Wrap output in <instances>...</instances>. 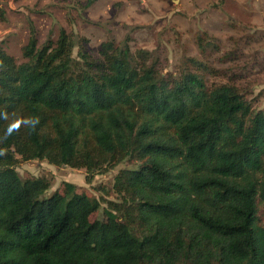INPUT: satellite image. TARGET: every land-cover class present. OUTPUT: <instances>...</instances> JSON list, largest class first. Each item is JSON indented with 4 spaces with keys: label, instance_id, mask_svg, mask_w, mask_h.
<instances>
[{
    "label": "trees",
    "instance_id": "16d2710c",
    "mask_svg": "<svg viewBox=\"0 0 264 264\" xmlns=\"http://www.w3.org/2000/svg\"><path fill=\"white\" fill-rule=\"evenodd\" d=\"M61 32L17 63L0 48V264H264V109L230 85L162 76L139 52H79ZM23 161L83 168L125 160L106 222L65 183L22 180Z\"/></svg>",
    "mask_w": 264,
    "mask_h": 264
},
{
    "label": "rangeland",
    "instance_id": "374dc122",
    "mask_svg": "<svg viewBox=\"0 0 264 264\" xmlns=\"http://www.w3.org/2000/svg\"><path fill=\"white\" fill-rule=\"evenodd\" d=\"M61 32L79 52L100 58L102 44L127 46L143 55L164 77L197 73L207 91L235 87L252 109H264V4L260 0H0V48L17 63L26 61L22 48L34 36L37 47L55 45ZM15 170L22 180L45 178L47 195H63L65 183L97 200L90 221H107L108 201H119L113 185L122 169L139 162L125 160L87 180L85 169L55 166L45 160L23 161ZM264 207L258 210V226Z\"/></svg>",
    "mask_w": 264,
    "mask_h": 264
},
{
    "label": "crops",
    "instance_id": "0c3cea01",
    "mask_svg": "<svg viewBox=\"0 0 264 264\" xmlns=\"http://www.w3.org/2000/svg\"><path fill=\"white\" fill-rule=\"evenodd\" d=\"M262 1V5L264 4V0H261ZM256 3H257V6H260V0H256Z\"/></svg>",
    "mask_w": 264,
    "mask_h": 264
}]
</instances>
